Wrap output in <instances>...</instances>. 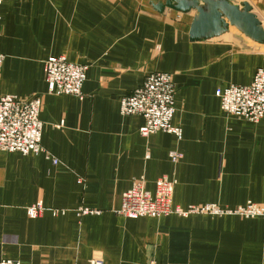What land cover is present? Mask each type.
I'll return each instance as SVG.
<instances>
[{
    "label": "crops",
    "instance_id": "0c3cea01",
    "mask_svg": "<svg viewBox=\"0 0 264 264\" xmlns=\"http://www.w3.org/2000/svg\"><path fill=\"white\" fill-rule=\"evenodd\" d=\"M166 1L3 0L0 97L43 98L44 150L0 151V260L264 264L262 216L116 212L140 176L151 191L159 177L174 179L173 201L183 208L264 203V118L226 113L216 95L218 87L252 82L264 68V45L232 26L191 40L198 12L156 9ZM231 2H249L264 22V0ZM59 55L88 65L84 97L48 92L44 62ZM156 71L173 74L180 139L164 131L143 136L144 118L120 111L121 99ZM173 150L183 155L178 162ZM37 204L44 209L33 217L28 209Z\"/></svg>",
    "mask_w": 264,
    "mask_h": 264
},
{
    "label": "built area",
    "instance_id": "2783aa9c",
    "mask_svg": "<svg viewBox=\"0 0 264 264\" xmlns=\"http://www.w3.org/2000/svg\"><path fill=\"white\" fill-rule=\"evenodd\" d=\"M3 0H0V7ZM4 55L0 53V65ZM88 65L75 63L66 56H50L45 60L44 72L48 92L54 95L69 94L84 97L83 86L87 78ZM176 87L173 74L166 71L149 73L143 83L132 93L121 99L120 111L123 115H141L144 124L140 127L143 136L164 131L182 138L183 130L173 123L175 114ZM216 95L224 112L249 121L258 122L264 118V68H259L249 84H230L218 87ZM43 98L39 95L28 97L6 94L0 97V151L40 153L43 122L40 118ZM173 162L182 158L179 151H170ZM58 163V159H53ZM176 181L167 175L155 182L154 192L146 188L144 176L133 180L130 189L122 197L121 206L116 209L120 215L130 218L140 216L160 217L169 214L188 216L201 214H238L244 217H264V203L248 201L235 208H223L215 203L191 205L186 208L175 205L173 193ZM41 204L29 207V215L41 213ZM56 212V211H55ZM81 213L98 212L88 207L80 208ZM0 264H29L12 259H1ZM89 264H104L101 258H92Z\"/></svg>",
    "mask_w": 264,
    "mask_h": 264
},
{
    "label": "water",
    "instance_id": "95a60500",
    "mask_svg": "<svg viewBox=\"0 0 264 264\" xmlns=\"http://www.w3.org/2000/svg\"><path fill=\"white\" fill-rule=\"evenodd\" d=\"M165 7L181 12L192 9L198 12L191 25V40L213 38L227 31L229 25H235L250 38L264 43V22L253 12L249 2L240 5L229 0H167L156 5L159 11Z\"/></svg>",
    "mask_w": 264,
    "mask_h": 264
},
{
    "label": "rangeland",
    "instance_id": "374dc122",
    "mask_svg": "<svg viewBox=\"0 0 264 264\" xmlns=\"http://www.w3.org/2000/svg\"><path fill=\"white\" fill-rule=\"evenodd\" d=\"M230 2H231V0H229ZM232 3V2H231ZM230 26H232L233 27V30L235 31V33H237V35H239V37H245L246 39H248L249 41H252V42H255V43H257V44H260V45H264V43H259V42H257V41H255L254 39H252V38H250L249 36H247L243 31H241V29H239L237 26H235V25H229L228 26V29H229V27ZM226 32V31H225ZM60 56V55H59ZM45 63V62H44ZM86 81V80H85ZM175 82V81H174ZM85 83V82H84ZM176 87V86H175ZM134 180V179H133ZM145 181H146V179H145ZM133 182V181H132ZM176 184V183H175ZM146 188H147V185H146ZM130 189V188H129ZM148 189V188H147ZM128 190V189H127ZM126 190V191H127ZM149 190V189H148ZM155 190V189H154ZM174 190H175V187H174ZM125 191V192H126ZM149 191H151V190H149ZM124 192V193H125ZM152 192H154V191H152ZM123 193V194H124ZM173 196H174V193H173ZM122 197H123V195H122ZM252 202H254V201H252ZM256 203V202H255ZM205 204H209V203H205ZM205 204H200V205H205ZM215 204H217V203H215ZM194 205V204H193ZM244 205V204H243ZM191 206V205H190ZM218 206H220V205H218ZM81 208H83V207H81ZM223 208H228V207H223ZM235 208V207H234ZM43 209H44V207H43ZM43 209H42V211H43ZM91 209V208H90ZM79 211H80V209H79ZM98 211V210H97ZM81 213V212H80ZM95 213V212H94ZM84 214V213H83ZM86 214H88V213H86ZM192 214H197V213H192ZM170 215V214H169ZM210 215V214H209ZM212 215V214H211ZM222 215H225V214H222ZM235 215H238V214H235ZM164 216H167V215H164ZM240 216H242V215H240ZM140 217H142V216H140ZM151 217V216H150ZM244 217V216H243ZM130 218V217H129ZM139 218V217H138Z\"/></svg>",
    "mask_w": 264,
    "mask_h": 264
}]
</instances>
